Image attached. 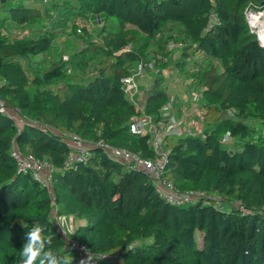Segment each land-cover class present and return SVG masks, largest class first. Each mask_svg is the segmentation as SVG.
<instances>
[{
  "label": "trees",
  "instance_id": "1",
  "mask_svg": "<svg viewBox=\"0 0 264 264\" xmlns=\"http://www.w3.org/2000/svg\"><path fill=\"white\" fill-rule=\"evenodd\" d=\"M249 1L51 0L49 7L0 0V96L27 119L19 129L0 110V264H18L35 222L55 250L80 264L54 221L55 204L80 220L70 237L96 253H118L85 264H264V130L248 120L255 115L264 124V48L245 15ZM79 18L94 19L98 31L77 32ZM9 21L36 25L38 33L11 37ZM69 26L84 44L65 57L54 43ZM172 40L183 47L169 50ZM198 52L202 64L192 82L203 87V130L166 135L165 174L181 189L210 196L178 204L144 170L95 143L157 157L150 134L133 132L131 123L144 113L168 119V88L154 87L139 108L121 79L142 59L159 66L174 60L189 71ZM66 132L91 142L86 163L64 167ZM14 144L53 163L54 197L18 168Z\"/></svg>",
  "mask_w": 264,
  "mask_h": 264
},
{
  "label": "built area",
  "instance_id": "2",
  "mask_svg": "<svg viewBox=\"0 0 264 264\" xmlns=\"http://www.w3.org/2000/svg\"><path fill=\"white\" fill-rule=\"evenodd\" d=\"M245 15L250 25V29L257 35H264V6L255 0H250L245 8ZM256 18H259L258 20ZM89 28L91 31L94 29V23L91 19L77 20V32L81 33L84 27ZM5 33H8L6 28L3 29ZM10 33V32H9ZM184 45V42L170 41L168 43L169 50H179ZM129 45L123 49H129ZM176 52V51H175ZM149 69L154 72H159L161 66L157 64L155 60H140L136 64L130 67V72L126 73L122 77V85L128 96L135 102L137 107L140 108L139 99L137 95L140 92L139 78L145 75V70ZM202 93L192 89V93L189 96L192 109L196 114L195 128L181 129V121L179 119L163 118L155 120L150 114L144 113L137 117L131 123V130L137 133L147 134L151 136V143L158 156L155 158H147L139 155L138 153L129 150L122 146H117L110 143L107 140L100 139L96 141V145L100 146L108 156L125 162L132 167L141 168L152 178L154 185L158 192L167 200L178 204L192 202L203 196H210L207 192L200 189H181L177 187L174 182L169 179L165 174V166L170 153V149L166 147V135L172 130H175L179 134H196L200 130V126L203 124V107L201 103ZM173 103V97L167 104L164 105L165 111H167ZM0 110L9 113L17 122L19 129L27 121L25 117L20 113L18 109L10 108L4 98L0 96ZM167 117V116H166ZM65 138L71 146V151L65 159L64 167H72L78 163H86L89 159L90 144L91 142L84 138L82 135L74 132H66ZM11 153L16 160V164L19 169L27 172L30 171L33 177L39 181L42 185L48 187L52 193V172L54 169L53 163L46 158L36 157L33 154L23 152L17 144H14L11 149ZM54 197V195H53ZM218 203L222 206V201L219 198ZM52 216L58 229L62 235L67 239V242L72 246L79 258V263L82 259L92 256H100L102 258H110L111 256L118 254L117 252H101L96 253L86 245L74 240L70 237V233L74 231L77 224L74 222V215L59 213L57 204L54 205ZM59 221L63 222L67 229L66 235L63 233ZM124 264V262H122Z\"/></svg>",
  "mask_w": 264,
  "mask_h": 264
},
{
  "label": "crops",
  "instance_id": "3",
  "mask_svg": "<svg viewBox=\"0 0 264 264\" xmlns=\"http://www.w3.org/2000/svg\"><path fill=\"white\" fill-rule=\"evenodd\" d=\"M174 55L175 56L178 55V51H176ZM200 57H203V54L198 52L196 59ZM194 63L195 62L191 61V63L189 64V67H193L192 64ZM180 69L181 68L175 65L173 62H170L166 66L161 65V70H163L161 73V77H165L167 82L169 81V88L168 87L167 88L169 91L170 99L173 97L172 106L167 110L168 112L164 111V115L167 116L168 118L179 119L182 122L180 127L183 130L185 128H191V127L195 128L194 125H195V120L197 116L193 110H192L193 112H191L192 106H191L190 99L188 97L190 90H192L195 86V84L192 82L193 78L192 77L185 78L184 75L187 71H183ZM161 70L158 73H160ZM146 74L152 78L157 77L156 75L157 73L152 70H148ZM142 77L139 78L140 92L137 95V98L139 99L140 108L145 107L146 99L149 93L152 91V89L158 85H161L157 82L158 78H156L155 79L156 84L152 86V89L150 91H145L144 89L141 88V85L143 83L141 79ZM162 86H165V85H162ZM203 126H204V122L200 126V130L197 131V133L202 132ZM176 133L177 132L175 130H172L168 134L172 135Z\"/></svg>",
  "mask_w": 264,
  "mask_h": 264
},
{
  "label": "rangeland",
  "instance_id": "4",
  "mask_svg": "<svg viewBox=\"0 0 264 264\" xmlns=\"http://www.w3.org/2000/svg\"><path fill=\"white\" fill-rule=\"evenodd\" d=\"M33 3H40L42 2L44 6H51V0H32ZM102 17V16H101ZM111 20V19H110ZM75 24V22H71V24ZM71 26V25H70ZM70 26L68 28H59L58 33H57V37L55 39V43H54V47L58 48V49H66V54L65 57H67V53L70 52L73 49H77L79 47H81L84 44V40L81 37H78L76 34V32L74 33V28H70ZM9 31L10 34L9 36H20V35H25V34H29L30 32H33V34H37L38 30H37V26L36 25H30L26 28L23 27H18L16 26L15 23L13 22H8V27H6ZM98 31V28H96L94 31H92L93 33H96ZM73 33V34H72ZM74 35V37H70ZM203 57H200L196 60V62L194 64H192L193 67H189L190 70L187 71L184 75L185 78H190L193 77V75L198 74L199 72V68H200V60ZM156 61V59H155ZM175 64V61H172ZM170 63V62H169ZM168 63V64H169ZM176 65V64H175ZM149 69L145 70V74L148 72ZM163 70H161L160 73L157 72V77H150L149 75H144L141 79H142V85L141 88L144 89L145 91H150L152 89V86L156 84V78H158L157 82L161 85H165V87L169 88V81L167 82V80L165 79V77H161V73ZM155 75V76H156ZM199 86V85H198ZM198 86H194L193 89L202 92V86L200 85ZM192 90H190L189 92V96L191 95ZM188 96V97H189ZM203 107V106H202ZM192 107H191V112L192 111ZM168 112V111H166ZM249 122L254 125L258 130H264V124L260 121V118H258L257 116H251L249 119ZM74 222L75 224H78V222L80 221L79 219H77L76 217H74Z\"/></svg>",
  "mask_w": 264,
  "mask_h": 264
},
{
  "label": "clouds",
  "instance_id": "5",
  "mask_svg": "<svg viewBox=\"0 0 264 264\" xmlns=\"http://www.w3.org/2000/svg\"><path fill=\"white\" fill-rule=\"evenodd\" d=\"M257 20L259 18H256ZM259 46L264 48V35L257 33ZM63 233L67 229L63 222L59 221ZM22 226H26L22 223ZM24 244L20 250L18 264H73V258L67 254L60 253L52 247L53 240L46 237L45 227L35 222L32 227L25 233ZM85 264V259L80 261Z\"/></svg>",
  "mask_w": 264,
  "mask_h": 264
}]
</instances>
